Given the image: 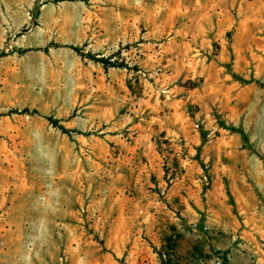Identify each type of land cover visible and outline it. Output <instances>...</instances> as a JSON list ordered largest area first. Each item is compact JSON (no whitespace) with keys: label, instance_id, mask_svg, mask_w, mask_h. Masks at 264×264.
<instances>
[{"label":"rangeland","instance_id":"obj_1","mask_svg":"<svg viewBox=\"0 0 264 264\" xmlns=\"http://www.w3.org/2000/svg\"><path fill=\"white\" fill-rule=\"evenodd\" d=\"M168 258L264 264V0H0V264Z\"/></svg>","mask_w":264,"mask_h":264},{"label":"trees","instance_id":"obj_2","mask_svg":"<svg viewBox=\"0 0 264 264\" xmlns=\"http://www.w3.org/2000/svg\"><path fill=\"white\" fill-rule=\"evenodd\" d=\"M72 48L74 50H76L77 52H80L81 51V48H79L77 46H72ZM87 56H89L91 59H93V60H95L97 62L102 63L106 67H127L128 68V65L126 63H124V62H120V63L114 62V61H111L108 58H105V57H97L96 55H93L91 53H89V55H87ZM21 112H29V111H28V109H25V110H23ZM49 120H51L52 123L55 126L59 127L63 132H65V133H69L70 132V129H67L64 125H61L57 119H53L52 117H49ZM169 260H170V258H168L166 260V264H168Z\"/></svg>","mask_w":264,"mask_h":264}]
</instances>
